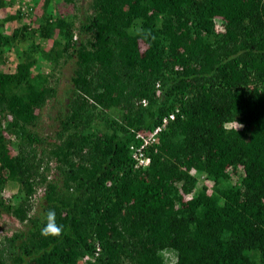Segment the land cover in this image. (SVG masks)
<instances>
[{
  "label": "trees",
  "instance_id": "1",
  "mask_svg": "<svg viewBox=\"0 0 264 264\" xmlns=\"http://www.w3.org/2000/svg\"><path fill=\"white\" fill-rule=\"evenodd\" d=\"M23 4L0 16V66L30 34L51 45L0 68V206L25 225L0 235V264H264V0H89L85 39L74 12L7 30ZM72 56L60 127L40 136ZM169 113L135 167V133Z\"/></svg>",
  "mask_w": 264,
  "mask_h": 264
},
{
  "label": "rangeland",
  "instance_id": "2",
  "mask_svg": "<svg viewBox=\"0 0 264 264\" xmlns=\"http://www.w3.org/2000/svg\"><path fill=\"white\" fill-rule=\"evenodd\" d=\"M7 5L0 9V16H5L6 14L13 13L16 9L22 5L24 0H5ZM89 0H73V2L66 3L63 0H50V3L47 5V8L44 5V0H30L29 12L27 15H24L22 18H18L13 21V26H7V30L11 31V28L14 29L16 26L21 24L28 23L30 27H37V19L43 12L50 14L51 16L55 13H71L74 12L76 18L74 19V38L85 39L89 36L87 33H79L78 26L80 22L84 21L85 13L88 11L86 9ZM12 3V4H11ZM32 44H36L39 48H47L51 45V39L42 38L39 33H33L28 36L23 42H15L11 45L5 52V64L0 66V68H8L10 71H14L17 63L26 57V54L31 55V57H36L37 52L28 51ZM140 46L143 48V43L140 41ZM28 49V50H27ZM74 56L67 58L66 60L61 59L59 65L52 70L53 73V83L56 85V94L48 99L44 106L38 112V120L36 125L33 127L34 131L40 136H53L55 132L59 129V117H62L65 110V102L68 96V89L71 86V76L73 69L75 67ZM36 67L47 72L51 71L48 66V63L39 62L36 64ZM238 127V125L235 124ZM232 169L228 168L227 171L231 172ZM243 171V167L238 166V168L233 169V171ZM52 173V172H50ZM237 175V174H236ZM50 177L53 174L49 175ZM235 177V175H234ZM231 178L234 180L235 178ZM199 181L198 186L204 182V176L202 174L198 175ZM42 188L38 189L35 195L32 198L33 209L31 213H36L40 211V202ZM18 191V184L13 181H7L1 192L2 195L14 194ZM17 201V200H16ZM12 202H15L12 201ZM20 229H25V225L19 222L16 218L7 213L2 206H0V235L8 234L10 235L14 231Z\"/></svg>",
  "mask_w": 264,
  "mask_h": 264
},
{
  "label": "built area",
  "instance_id": "3",
  "mask_svg": "<svg viewBox=\"0 0 264 264\" xmlns=\"http://www.w3.org/2000/svg\"><path fill=\"white\" fill-rule=\"evenodd\" d=\"M29 1V0H24ZM22 2V4L24 3ZM25 4L22 5V8H25ZM141 102L143 104L146 103L145 99H142ZM168 118H173V114L169 113L168 116H164L161 119V122L158 123L155 127H153L151 130H142L135 133V138L137 140H140V143L137 144V142H133L129 145V149L131 151L132 157L135 159V167H138L140 165H147L149 162V157L146 156L143 152V148L145 145L150 144L156 140V136L159 134V132L164 127L165 123L167 122Z\"/></svg>",
  "mask_w": 264,
  "mask_h": 264
}]
</instances>
